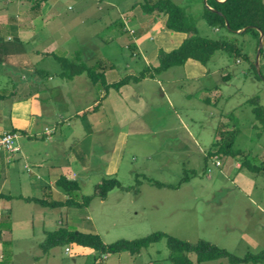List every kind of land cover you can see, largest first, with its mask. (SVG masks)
Here are the masks:
<instances>
[{"label": "rangeland", "instance_id": "obj_1", "mask_svg": "<svg viewBox=\"0 0 264 264\" xmlns=\"http://www.w3.org/2000/svg\"><path fill=\"white\" fill-rule=\"evenodd\" d=\"M56 1L55 6L60 4L63 8L56 18L60 24L55 19L50 27H59L61 37L68 35L71 42L83 43L85 48H89L99 45L100 37L104 38L111 32L110 28L107 33L101 30L102 23L107 22L105 17L97 16L100 11L96 9L94 0H84L85 9L80 12L85 11L86 16L80 13V17L75 18L71 14L74 7H78L75 5L77 1ZM173 1L194 24L198 34L210 38L226 36L238 49L237 55L234 51L214 52L204 65L208 72L201 75L190 74L183 65L168 66L149 75L152 66L158 64L156 55L154 64L150 62L145 71L144 79H131L122 85L140 93L137 97L126 90L125 98L129 103L122 106L123 117L117 121L115 112L108 111L111 109L108 100L99 121L89 124L91 129H100V132L91 133L84 142L87 144L84 158L89 162L78 170V188L70 193L77 203L42 208L29 202V219L34 222V227H38L43 215L49 224L59 220L67 228L82 226L87 231H96L103 242L161 231L190 242L204 239L239 256L264 247V166H261L264 164V80L249 71L250 62L254 60L255 38L248 30L236 33L208 26L197 10L203 4L201 0ZM67 3L71 4V9L65 8ZM153 13H156L155 20L164 16L159 12ZM107 14L113 18V11ZM83 30L87 33L84 36L86 42L81 41ZM116 42L104 41L99 46L112 53L110 59L115 63L119 76L141 69L144 65L142 59L136 57L130 62ZM149 42L154 43V39ZM62 54L64 56L62 51L56 53L58 58ZM84 57L86 62L91 61L90 56ZM42 62L52 66L54 60L45 57ZM225 72L229 73L227 79H220ZM57 77L54 75L53 79ZM68 84L72 96L75 95V103L82 105L85 92L78 94L73 91L79 89L78 83ZM214 85H219V98L208 104L202 97L208 95V90ZM198 91L204 94L199 96ZM55 93L53 91L49 95ZM253 95H257L256 104L262 108V117L256 116L251 103L246 101ZM49 102L46 100L45 104ZM222 110L227 112V117L220 116ZM99 124L100 127L95 126ZM129 127L135 132H128ZM216 131L230 134L227 137L229 150L215 152L211 138ZM62 135L64 132L59 134L56 129L52 138L60 139ZM118 135L122 137L114 144ZM74 136L73 143L77 137L81 139L76 132ZM71 141H62V138L61 141H53L57 149L50 156L52 161L64 158L66 153L60 147L64 144L70 146ZM48 146L52 148V145ZM228 151L233 154H228ZM111 153L114 160L116 156L120 158L118 163L113 161L110 165L115 166V170L109 168L106 172L105 163ZM241 162L257 165L259 169L242 166ZM106 176H114L124 187H112L103 198H99L92 193L93 186ZM86 196L89 198L84 200ZM53 249L59 255L54 264H79L81 261L90 264L92 261L91 255L80 260V255L64 253L61 244ZM169 250L165 237H160L137 254L121 251L112 254L111 258L116 260L120 254L122 264H172ZM38 251V247L28 245V252ZM132 255L135 257L130 261L128 257ZM187 256L192 264L262 263H230L225 257L195 262L192 251ZM24 264H29V261Z\"/></svg>", "mask_w": 264, "mask_h": 264}, {"label": "crops", "instance_id": "obj_2", "mask_svg": "<svg viewBox=\"0 0 264 264\" xmlns=\"http://www.w3.org/2000/svg\"><path fill=\"white\" fill-rule=\"evenodd\" d=\"M75 1L78 7H74L72 17H80V13L85 17V11L80 12L85 6L84 0ZM136 1L94 0L96 9L100 11L97 16L105 17L107 22V24L102 23L101 30L106 33L109 28L111 30L104 34V38L100 37L98 43L100 45L104 41L116 42L117 40L118 43H116L128 56L130 62L133 58L140 57L144 65L150 66V62L153 63L157 55V49L165 51L171 49L181 41L185 33L165 28L164 16L161 20H155L156 13L143 12L137 4L134 5ZM57 3L56 0H44L38 11L31 14L26 11L28 4L26 0H0V132L13 129L18 133L15 140L18 150L9 153L0 151V264H24L26 261H29V264H54L56 260H59V255L53 249L56 245L43 251L39 247V242L44 238L45 231L62 225V221L56 220L49 224L42 215L40 222L37 223L38 227H34V222L29 219L28 203L33 202L42 208L74 203L71 201L48 206L23 197L32 196L60 201L70 197L71 192L67 193L57 186L55 179L61 174L65 178L76 180L78 170L88 165L89 161L84 158L87 147L84 142L91 133L100 132V129H91L89 124L99 121L101 110L103 111L108 105V100L111 104V109L108 111L115 112L114 117L117 121L122 118V106L129 103L125 98L127 89L135 93L137 97L140 96L139 92L129 86L123 88L122 85L125 83L117 89L108 87L104 91L98 82H91L83 72L70 77L61 75L62 63L56 55L59 51L64 53V56L63 54L61 56L73 58L76 61L83 57L81 61L92 66L95 71L101 72L106 82L115 81L120 77L115 63L110 59L111 52L103 51L99 45H92L89 48H85L83 43L77 45L76 42H71L70 38H67L68 35L63 34L65 37H61L58 32L59 27L56 26L54 29L50 27L57 20L62 8L60 4L55 6ZM65 8L71 9L72 6L67 3ZM109 11H113L111 19L107 14ZM104 12L105 14H102ZM57 23L60 24L58 20ZM86 34L83 30L81 41L86 42L84 37ZM152 39L154 43L149 42ZM81 49L84 51L81 52ZM84 56H90L91 61L86 62L87 59ZM45 57L54 60L52 66L45 62L41 63ZM181 65L186 71H190V74L201 75L208 72L204 65L190 58ZM125 74H133V72ZM54 75L58 76L56 80L53 79ZM73 82L80 86L76 91L73 90L74 92L78 94L85 92L86 97L81 99L82 105H77L73 98L75 95L72 96L68 83ZM218 86L214 85L210 88L208 95H203L205 91L201 87L204 92L198 91L199 96L202 94L203 101L208 104L214 102L219 98ZM53 91L56 95L50 96L49 93ZM46 100L50 102L45 104ZM118 111L121 113L118 114ZM97 112L98 114L95 115ZM222 112L225 111L222 110ZM62 122H64L63 125ZM56 129L59 134L64 132L62 141L72 139L70 146L64 144L60 147L62 152L66 153L60 161H52L50 158L57 149L53 146V141L56 139L61 141V138H52ZM75 132L81 139L78 140L77 137L73 143ZM128 132L135 131L129 127ZM121 137L118 135L114 144ZM211 141L214 148L217 143H226L220 131L213 133ZM48 145H52V148ZM119 158L116 156L114 160L111 153L110 158L106 159L105 171L107 172L109 168L115 170V166L110 165L113 161L118 163ZM74 228L88 230L82 226ZM29 244L31 247L32 245L38 247L39 251L28 252ZM64 246L62 245L64 253L80 255V260L91 255L90 264L93 262L94 264H122L120 254H117L116 260H113L111 256L114 253H106L98 257L93 256L91 248L86 246L69 243L66 244L68 246L66 251ZM24 249L25 253H23ZM133 257L135 256H129L128 259L132 261ZM71 259L74 261V258ZM79 264L86 263L81 261Z\"/></svg>", "mask_w": 264, "mask_h": 264}, {"label": "trees", "instance_id": "obj_3", "mask_svg": "<svg viewBox=\"0 0 264 264\" xmlns=\"http://www.w3.org/2000/svg\"><path fill=\"white\" fill-rule=\"evenodd\" d=\"M26 11L31 14L36 13L42 1L44 0H26ZM203 4L197 8L199 10V16L204 22L214 28H224L230 32H235V29L244 27V31H251L255 40L254 47L257 45L258 31L256 28L262 30V45L259 48L257 66L255 69L254 60L250 62L251 73L260 79L264 80V3L262 0H201ZM137 4L139 8L146 13L152 11L159 12L164 15L163 25L165 28L172 31H179L185 33V36L181 41L171 49L165 51L157 49L158 64L152 66L151 72H157L172 65H181L187 58L193 59L202 65L210 59L211 55L216 52H230L234 51L237 55L238 49L234 43L231 42L226 36L219 35L216 38H210L197 33L194 24L187 20L181 7L173 0H137L134 5ZM224 21L227 22V27ZM237 33V32H236ZM63 66L61 75L70 77L73 74L83 72L91 82H98L104 91L108 87L117 89L120 85L127 83L129 80H138L142 78L145 71L148 69L147 65L133 74H123L117 80L106 82L101 72L95 71L90 65L85 64L83 61H76L73 58H67L60 56L58 58ZM229 73L225 72L220 75V79H227ZM257 95L247 97L246 101L251 103L252 111L256 116H261L262 108L256 104ZM94 107V105H93ZM221 115L227 117V112H222ZM262 117V116H261ZM227 124V122L225 123ZM13 130V129H12ZM14 131V130H13ZM227 131V130H226ZM225 132V131H224ZM223 133V132H222ZM229 134V133H228ZM230 135V134H229ZM229 135L223 134L226 143L216 144L217 150H229L227 146L230 145V140L227 139ZM229 141V142H228ZM1 151V150H0ZM233 152L228 151V154ZM244 164V165H243ZM240 165L248 167L250 169H259V166L247 163H240ZM261 166H264L262 164ZM261 168V167H260ZM55 184L62 190L70 193L78 188V183L75 179L65 178L63 175H58L55 179ZM112 187L123 188L114 176L101 177L93 186V194L99 198H103L106 192ZM126 188V187H125ZM26 200H32L40 205H61L63 203L77 201L71 197L60 200H45L42 198L27 196L23 197ZM89 196H86L84 200H87ZM82 200V201H84ZM160 237H165L166 243L169 247L168 257L171 259L172 264H192L191 260L187 256L189 251L195 254V262H199L206 259H214L218 257H225L230 263L238 262H262L264 264V247L256 252H247L241 256L228 252L222 247H219L213 243L204 239H198L195 242L179 239L175 236L169 235L161 231H153L143 236L135 238H117L110 242H103L99 234L93 231H81L75 228H67L64 225H58L52 230L45 231L44 238L39 242V247L44 251L48 247L61 244L65 245L69 243L78 244L91 248L93 256H101L106 253H117L119 251H127L129 254H134L140 251L152 241L157 240ZM68 247V246H67Z\"/></svg>", "mask_w": 264, "mask_h": 264}, {"label": "built area", "instance_id": "obj_4", "mask_svg": "<svg viewBox=\"0 0 264 264\" xmlns=\"http://www.w3.org/2000/svg\"><path fill=\"white\" fill-rule=\"evenodd\" d=\"M48 133V130L46 128ZM18 133L13 130H5L0 132V150L5 152H14L18 150V145L15 142ZM64 250H68L67 246H64Z\"/></svg>", "mask_w": 264, "mask_h": 264}, {"label": "water", "instance_id": "obj_5", "mask_svg": "<svg viewBox=\"0 0 264 264\" xmlns=\"http://www.w3.org/2000/svg\"><path fill=\"white\" fill-rule=\"evenodd\" d=\"M224 23H225V26L227 27L228 26L227 22L224 21ZM243 29H244V27H241L239 29H235L234 31L238 32V31H241ZM256 29L258 31V37H257V45H256V48H255V54H254V61L253 62H254L255 69L258 70V66H257L258 52H259V48L262 45L263 39H262V30L259 29V28H256Z\"/></svg>", "mask_w": 264, "mask_h": 264}]
</instances>
